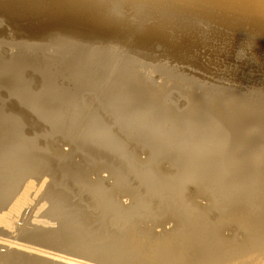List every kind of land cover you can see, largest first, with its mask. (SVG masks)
<instances>
[{
  "label": "rangeland",
  "instance_id": "374dc122",
  "mask_svg": "<svg viewBox=\"0 0 264 264\" xmlns=\"http://www.w3.org/2000/svg\"><path fill=\"white\" fill-rule=\"evenodd\" d=\"M187 1L0 0V264L264 256V11Z\"/></svg>",
  "mask_w": 264,
  "mask_h": 264
},
{
  "label": "bare ground",
  "instance_id": "6f19581e",
  "mask_svg": "<svg viewBox=\"0 0 264 264\" xmlns=\"http://www.w3.org/2000/svg\"><path fill=\"white\" fill-rule=\"evenodd\" d=\"M184 1H185V0H184ZM186 1H187V0H186ZM200 1H202V0H200ZM231 1H233V2L236 3V4L241 3V1H242V2H246L247 4L252 5L253 8H256V7H257V9L259 8L260 10H263V11H264V0H260V1H259V0H231ZM187 2H189V1H187ZM198 2H199V1H198ZM194 3H195V2H194ZM200 3H201V2H200ZM75 4H76V3H75ZM191 4H192V3H191ZM243 4H245V3H243ZM201 5H202V4H201ZM249 5H248V6H249ZM166 6H167V5H166ZM189 6H190V5H189ZM182 7H183V6H182ZM198 7H199V6H198ZM76 8H77V7H76ZM190 8H191V7H190ZM69 9H70V8H69ZM180 10H181V9H180ZM193 10H194V8H193ZM71 11H72V10H71ZM258 11H259V10H258ZM68 12H69V11H68ZM64 14H65V13H64ZM64 14H63V15H64ZM68 14H69V13H68ZM68 14H67V15H68ZM69 15H71V13H70ZM73 17H74V15H73ZM76 19H77V17H76ZM75 21H76V20H75ZM238 22H239V21H238ZM242 25H243V24H242ZM38 27H39V26H38ZM59 29H61V28H59ZM59 29H58V30H59ZM62 29H63V28H62ZM48 30H49V29H48ZM64 30L66 31V29H64ZM27 31H28V30H27ZM57 32H58V31H57ZM34 33H36V32H34ZM41 33H42V32H41ZM63 33H64V32H63ZM66 33H67V31H66ZM69 33H70V32H69ZM110 35H111V34H110ZM101 36H104V35H101ZM107 36H108V35H107ZM84 37H85V36H84ZM91 37H92V36H91ZM94 38H95V36H94ZM101 38H102V37H101ZM44 39H45V38H44ZM118 39H119V38H118ZM251 39H252V38H251ZM20 41H21V40H20ZM203 42H204V41H203ZM128 43H129V42H128ZM194 43H195V42H194ZM129 44H130V43H129ZM57 45H58V44H57ZM135 45H137V44L135 43ZM186 45H187V44H186ZM224 45H225V44H224ZM227 45H228V44H227ZM138 46H141V45H138ZM180 46H181V44H180ZM198 46H199V45H198ZM141 47H142V46H141ZM105 48H106V47H105ZM179 48H180V47H179ZM182 48H183V47H182ZM193 48H194V47H193ZM210 48H211V47H210ZM140 49H141V48H140ZM171 49H172V48H171ZM175 49H176V48H174L173 50H175ZM185 49H186V48H185ZM203 49H204V48H203ZM176 50H178V49H176ZM176 50H175V51H176ZM253 50H254V49H253ZM181 51H182V50H181ZM136 52H137V51H136ZM255 52H256V51H255ZM172 53H174V52L172 51ZM176 53H177V51H176ZM222 54H223V53H222ZM222 54H221V55H222ZM136 55H137V54H136ZM218 55H219V54H218ZM221 55H220V56H221ZM184 56H185V55H184ZM241 56H242V55H241ZM243 56H244V55H243ZM243 56H242V57H243ZM146 58H147V57H146ZM207 59H208V58H207ZM221 59H222V58H221ZM176 61H177V60H176ZM200 61H201V60H200ZM117 63H118V62H117ZM160 63H161V62H160ZM230 63H231V62H230ZM209 64H210V63H209ZM244 64H245V63H244ZM113 65H114V64H113ZM118 65H119V64H118ZM183 65H184V64H183ZM183 65H182V66H183ZM204 65H205V64H204ZM262 65H263V64H262ZM154 66H155V64H154ZM186 66H187V65H186ZM121 67H122V66H120V68H121ZM221 68H222V67H221ZM130 70H131V69H130ZM135 71H136V70H135ZM249 72H250V71H249ZM240 73H241V72H240ZM245 74H246V73H245ZM242 75H243V74H242ZM218 76H219V75H218ZM223 77H224V76H223ZM231 77H232V76H231ZM149 80H150V79H149ZM165 81H166V80H165ZM187 81H188V80H187ZM253 84H254V83H253ZM211 87H212V86H211ZM237 87H238V86H237ZM5 101H6V100H5ZM168 103H169V102H168ZM173 103H174V102H173ZM167 105H168V104H167ZM175 108H176V107H175ZM173 110H174V109H173ZM166 114H167V113H166ZM173 114H174V113H173ZM175 114H177V113H175ZM167 115H168V114H167ZM171 115H172V114H171ZM175 116H176V115H175ZM255 120H256V119H255ZM261 120H262V119H261ZM249 121H250V120H249ZM258 121L260 122V120H258ZM258 121H257V122H258ZM247 122H248V121H246L245 123H247ZM245 123H244V124H245ZM255 123H256V122L254 121L253 124H255ZM247 124H249V123H247ZM250 124H251V122H250ZM256 125H257V123H256ZM256 125H254V126H256ZM259 125H260V124H259ZM250 126H251V125H250ZM250 126H249V127H250ZM260 126H262V125H260ZM244 127H245V126H243V129H244ZM247 127H248V125H247ZM252 127H253V125H252ZM236 129H237V128H236ZM253 129H254V128H252V130H253ZM260 129H263V127L260 128ZM86 130H88V129H86ZM238 130H239V128H238ZM238 130H236L237 132H235V134H236V133H239ZM245 130H246V132H247V130H248V133H249V131H250L249 128H248V129L245 128ZM254 130H255V129H254ZM257 130H259V129H257ZM243 131H244V130H243ZM67 132H68V131H67ZM73 132H74V131H73ZM256 132H257V131H256ZM258 132L261 133L262 131L259 130ZM258 132H257V134H258ZM248 133H247V134H248ZM74 134H75V133H74ZM261 134H264V131H263ZM70 135H71V134H69V136H70ZM78 135H79V134H78ZM90 135H91V134H90ZM96 135H97V134H96ZM239 135H240V134H239ZM239 135L237 134L236 136H239ZM244 135H245V134H243L242 136H244ZM254 135H256V134H254ZM72 136H73V134H72ZM97 136H98V135H97ZM262 136H264V135H259L258 137H254V138H250V139H248L249 137H251V136H249L248 138H245V139H246V140L248 139V142H247V143L250 144L251 146H253V145H258L259 140H260V138H261ZM61 137H62V136H61ZM91 137H92V136H91ZM239 137H240V136H239ZM100 138H101V137H100ZM243 138H244V137H243ZM243 138H242V139H243ZM70 139H71V138H70ZM95 139H96V138H95ZM97 139H98V137H97ZM80 140H83V139H80ZM102 140H103V139H102ZM108 140H109V139H108ZM74 141H75V140H74ZM87 141H88V140H87ZM87 141H86V142H87ZM96 142H97V141H96ZM99 142H100V141H99ZM107 142H108V141H107ZM109 142H112V141H109ZM100 143H101V142H100ZM76 144H77V143H76ZM98 144H99V143H98ZM101 144H102V143H101ZM111 144H112V143H111ZM78 145H79V144H78ZM84 145H85V144H84ZM86 146H87V145H86ZM97 146H98V145H97ZM108 146H109V145H108ZM56 147H57V146H56ZM93 147H94V146H93ZM115 147H116V146H115ZM98 148H99V147H98ZM106 148H107V147H106ZM106 148H105V149H106ZM110 148H111V147H110ZM79 149H80V148H79ZM94 149H95V148H94ZM107 149H108V148H107ZM120 149H121V148H120ZM77 150H78V149H77ZM103 150H104V149H103ZM118 150H119V149H118ZM86 151H88V150H86ZM107 151H109V150H107ZM121 151H122V150H121ZM55 152H56V151H55ZM57 152H58V151H57ZM110 152H111V151H110ZM118 152H119V151H118ZM118 152H117V153H118ZM88 153H89V152H88ZM98 153H99V152H98ZM53 154H54V153H53ZM56 154H57V153H56ZM58 154H60V153H58ZM112 155H113V154H112ZM120 155L123 156L124 153H123V154H120ZM51 156H52V155H51ZM258 156H259V155H258ZM65 157H66V156H65ZM86 157H87V156H86ZM99 157H100V156H99ZM261 157H262V156H261ZM261 157H260V158H261ZM100 158H101V157H100ZM114 158H115V157H114ZM118 158H119V157H118ZM118 158H117V159H118ZM123 158H124V157H123ZM123 158H122V159H123ZM257 158H258V157H257ZM37 159H38V158H37ZM39 159L41 160L42 158L39 157ZM58 159H60V158H58ZM62 159H63V158H62ZM111 159H112V158H111ZM75 160H76V158H75ZM83 160H84V159H83ZM89 160H91V159H89ZM106 160H107V159H106ZM114 160H115V159H114ZM42 161H43V160H42ZM47 161H48V160H47ZM51 161H52V160H51ZM60 161H61V160H60ZM94 161H95V160H94ZM96 161H97V160H96ZM99 161H100V160H99ZM120 161H121V160H120ZM125 161H126V160H125ZM38 162H39V161H38ZM38 162H37V163H38ZM55 162H57V161H55ZM72 162H73V161H72ZM72 162H71V163H72ZM97 162H98V161H97ZM97 162H96V163H97ZM102 162H103V161H102ZM118 162H119V161H118ZM122 162H123V161H122ZM122 162H121V163H122ZM128 162H130V161H128ZM42 163H44V162H42ZM92 163H93V162H92ZM124 163H125V162H124ZM35 164H36V163H35ZM45 164H46V163H45ZM45 164H44V165H45ZM64 164H65V163H64ZM98 164H99V162H98ZM111 164H113V162H112ZM37 165H38V164H37ZM40 165H42L41 162H40ZM48 165H49V164H48ZM94 165H95V164H94ZM107 165H108V164H107ZM119 165H120V164H119ZM119 165H115V167H116V166H119ZM126 165H127V164H126ZM38 166H39V165H38ZM49 166H50V165H49ZM49 166H47V167H49ZM108 166H109V165H108ZM122 166H123V165H122ZM42 167H43V166H42ZM61 167H62V166H61ZM105 167H106V166H105ZM115 167H114V168H115ZM49 168H50V167H49ZM52 168H53V167H52ZM103 168H104V167H103ZM124 168H125V167H124ZM130 168L132 169L133 167H130ZM53 169H55V168H53ZM56 169H58V168H56ZM66 169H67V168H66ZM126 169H127V168H126ZM68 170H69V169H68ZM70 170H71V169H70ZM117 170H118V167H117ZM43 171H44V170H43ZM72 171H73V170H72ZM79 171H80V170H79ZM128 171H129V170H128ZM128 171H127V172H128ZM50 172H51V171H50ZM47 173H48V172H47ZM68 173H69V172H68ZM74 173H75V172H74ZM121 173H122V172H121ZM58 174H60V173H58ZM72 174H73V173H72ZM75 174H76V173H75ZM79 174H80V173H79ZM85 174H86V173H85ZM114 174H115V173H114ZM64 175H65V174H64ZM53 176H54V175H53ZM61 176H62V175H61ZM78 176H79V175H78ZM84 176H85V175H84ZM65 177H66V176H65ZM72 177H74V176H72ZM75 177H77V176H75ZM88 177H90V176H88ZM111 177L113 178V176H111ZM136 177H137V176H136ZM136 177H134V178H136ZM59 178H60V177H59ZM63 178H64V177H63ZM70 178H71V177H70ZM86 178H87V177H86ZM121 178H123V177H121ZM121 178H120V179H121ZM124 178H126V177H124ZM55 179H56V178H55ZM64 179H65V178H64ZM118 179H119V178H118ZM126 179H127V178H126ZM67 180H68V179H67ZM89 180H90V179H89ZM123 180H124V179H123ZM131 180H132V179H131ZM57 181H58V180H57ZM72 181H73V180H72ZM79 181H81V179H80ZM86 181H87V180H86ZM124 181H125V180H124ZM132 181H134V180H132ZM135 181H136V180H135ZM60 182H61V181H60ZM62 182H63V181H62ZM69 182H70V181H69ZM84 182H85V181H84ZM90 182H91V181H90ZM128 182H129V181H128ZM58 183H59V182H58ZM81 183H82V182H81ZM115 183H116V181H115ZM126 183H127V181H126ZM132 183H133V182H132ZM60 184H62V183H60ZM65 184H66V183H65ZM78 184H79V182H78ZM85 184H86V183H85ZM92 184H93V183H92ZM135 184H138V183H135ZM62 185H63V184H62ZM73 185H74V184H73ZM81 185H82V184H81ZM96 185H97V184H96ZM119 185H120V183H119ZM129 185H130V184H129ZM30 186H31V185H30ZM30 186H28V187H30ZM33 186H34V188H35V185H32V187H33ZM84 186H85V185H84ZM122 186H125V185H122ZM122 186H121V187H122ZM131 186H132V185H131ZM137 186H138V185H137ZM137 186H136V187H137ZM62 187H63V186H62ZM73 187H77V186H73ZM73 187H71V188H73ZM92 187H93V186H92ZM109 187H110V186H109ZM30 188H31V187H30ZM30 188H29L28 190H30ZM86 188H87V187H86ZM106 188H107V187H106ZM113 188H114V187H113ZM116 188H117V187H116ZM122 188H123V187H122ZM66 189H67V188H66ZM77 189H78V187H77ZM89 189H90V187H89ZM108 189H109V188H108ZM120 189H121V188H120ZM32 190H33V189H32ZM85 190H86V189H85ZM118 190H119V189H118ZM86 191H88V189H87ZM25 192L28 193L27 190H26ZM25 192H24V193H25ZM29 194H30V191H29V193L26 194V195L29 196ZM23 195L25 196V199H26V200H27L28 198L30 199V197L26 198L27 196H26L25 194H22V196H23ZM22 196H21V198H22V200H24ZM19 199H20V198H19ZM22 200H20L19 204L22 203ZM26 200H25V202H26ZM28 201H29V200H27V203H30V202H28ZM89 201H90V200H89ZM25 202H24V204H26ZM16 204H18L17 201L14 203L13 206H16ZM19 204H18V205H19ZM18 205H17V206H18ZM20 205H21V204H20ZM20 205H19V206H20ZM13 206H12L11 208H13ZM17 206H16V208L19 207V206H18V207H17ZM26 206H27V204H26ZM24 207H25V206H23V208H24ZM14 208H15V207H14ZM20 208L22 209V207H20ZM6 213H7V212H6ZM11 213H12V212H11ZM13 213H14V212H13ZM229 213H231V212H229ZM258 213H259V212H258ZM263 213H264V211H263ZM231 214H232V213H231ZM259 214H260V213H259ZM261 214H262V213H261ZM8 215H9V214L4 215V216H1L0 221H1V222H4V223H8V222L10 221V220L7 219ZM232 215H233V214H232ZM9 216H10V215H9ZM12 216H13V215H12ZM228 216H229V215H228ZM239 216H240V215H239ZM245 216H246V215H245ZM250 216H251V215H250ZM252 216H253V215H252ZM259 216H260V215H259ZM200 217H201V216H200ZM230 217L232 218V216H230ZM242 217H243V216H242ZM242 217H241V218H242ZM256 217H257V216H256ZM262 217H263V216H262ZM262 217H261V218H262ZM8 218L12 220L11 217H8ZM177 218H178V217H177ZM177 218L175 217L174 219H177ZM179 218H180V217H179ZM237 218H239L238 215H237ZM243 218H245V217H243ZM248 218H249V217H248ZM174 219H173V221H174ZM233 219H234V218H233ZM258 219H259V218H258ZM14 220H15V219H14ZM14 220H13V221H14ZM245 220H246V219H245ZM259 220H260V219H259ZM13 221H10L9 223L11 224ZM171 221H172V220H171ZM171 221H170V222H171ZM175 221H176V220H175ZM177 221H178V220H177ZM177 221H176V222H177ZM234 221H235V220H234ZM242 221H243V219H242ZM176 222H172L174 226H173L172 223H171V227H172V226L174 227L173 229H176V227H175ZM224 222H226V221H224ZM224 222L221 221L220 223L223 224ZM231 222H232V221H231ZM248 222H249V220H248ZM252 222H253V220H252ZM13 223L16 224L17 222L14 221ZM13 223H12V225H13ZM179 223H181V221H179ZM220 223H219V224H220ZM238 223H239V222H238ZM249 223H250V222H249ZM226 224L228 225V222H227ZM234 224H235V223H234ZM234 224L231 223L230 226H232V225L235 226ZM247 224H248V223H247ZM250 224H251V223H250ZM253 224H254V222H253ZM12 225H11V226H12ZM179 225H180V224H179ZM179 225H177V227H178ZM183 225H185V223H184ZM220 225H221V224H220ZM224 225H225V224H224ZM224 225H223V226L221 225V226L224 227ZM227 225H225V226H227ZM236 225H237V224H236ZM242 225H243V224H242ZM242 225H241V226H242ZM244 225H245V224H244ZM244 225H243V226H244ZM248 225H249V224H248ZM8 226H9V224H8ZM13 226H16V225H13ZM221 226H216V227L218 228V227H221ZM230 226H229V229H233V227H230ZM9 227H10V226H9ZM9 227H7V228H9ZM222 227H221V229H222ZM245 227H246V225H245ZM257 227H258V226H257ZM261 227H262V226H261ZM261 227H260V228H261ZM182 228H183V227H182ZM192 228H193V227H192ZM192 228H190V230H192ZM217 228H214V229H216V232L218 231V233H219L220 228H218V230H217ZM253 228H254V227H253ZM258 228H259V227H258ZM135 229H136V227H135ZM185 229H186V228H183V229H181V231H182V230L184 231ZM223 229H224V233H223V230H222V233H223V234H226L227 232L225 233V231H226L228 228L226 229V227H224ZM225 229H226V230H225ZM229 229H228V230H229ZM235 229H236V227H235ZM238 229H239V227H238ZM242 229H243V227H242ZM248 229H249V228H248ZM255 229H256V228H255ZM14 230H15V229H14ZM137 230H138V229H137ZM150 230H152V228H150ZM161 230H162V229H161ZM161 230H160V231H161ZM163 230H164V229H163ZM251 230H252V229H251ZM257 230H258V229H256V231H253V232H252V235H251V236H252V238H251V242H250V244H248V246H250V245L253 243V239H254L255 236L258 237V239L260 240V242H263V243H264V237H263L264 235H263V236H260V233H259V234L256 233ZM10 231H11V230H10ZM130 231H131V229H130ZM135 231H136V230H135ZM135 231H134V232H135ZM144 231H145V230H144ZM160 231L156 232V234L159 235V236H160V233H159ZM167 231L169 232V230H167ZM167 231L165 230L166 234L168 233ZM170 231L173 232L172 228H171ZM185 231H188V230H185ZM194 231H195V230L193 229V233H192V235L194 234V235L197 237V231H195V232H194ZM134 232H133V235H134ZM137 232H139V233H138V236L140 237L139 234H140L141 232H140V231H137ZM145 232L148 233V231H145ZM145 232H143V233H145ZM150 232L153 233V231H149V233H150ZM165 232H163V234H164ZM175 232L177 233L178 231H175ZM179 232H180V231H179ZM190 232H191V231H190ZM208 232H210V231L208 230ZM214 232H215V231H214ZM214 232H213V233H214ZM246 232H248V230H247ZM258 232H259V231H258ZM131 233H132V232H131ZM135 233H136V232H135ZM143 233H142V235H143ZM158 233H159V234H158ZM180 233H181V232H180ZM218 233H217V236L215 235V237H221V236H218V235H219ZM244 233H245V232H244ZM249 233H250V232H249ZM125 234H126V233H125ZM153 234H154V233H153ZM156 234L153 236V239H154V240H155V239L157 240V238H158V236H157ZM163 234H162V235H163ZM173 234H175V233H173ZM178 234H179V233H178ZM184 234H185V232H184ZM214 234H215V233H214ZM247 234H248V233H247ZM250 234H251V233H250ZM94 235H95V234H94ZM96 235H97V233H96ZM96 235H95V236H96ZM149 235H150V234H146L145 236H147V238H148V237H149V238L151 237L150 239L152 240V236H149ZM167 235H168V234H167ZM167 235H166V236H167ZM169 235H170V233H169ZM171 235H172V233H171ZM185 235H186V234H185ZM194 235H193V236H194ZM220 235H221V232H220ZM131 236H132V235H131ZM138 236H137V237H138ZM164 236H165V235H164ZM173 236H174V235H173ZM176 236H177V235H176ZM179 236H180V235H179ZM182 236H183V235L181 234L180 237H181L182 239L186 240V239H185L184 237H182ZM189 236H191V235L189 234ZM208 236H209V235H207V237H208ZM246 236H247V235H246V233H245V237H246ZM97 237H98V236H97ZM99 237H102V236H99ZM125 237H126V236H125ZM134 237H136V236H134ZM142 237H143V236H142ZM142 237H141V238H142ZM154 237H155V238H154ZM156 237H157V238H156ZM161 237H162V236H161ZM170 237H171V236H170ZM170 237H169V238H170ZM177 237H178V236H177ZM177 237H176V238H177ZM205 237H206V236H205ZM205 237L203 236V238H205ZM222 237H223V236H222ZM247 237H248V236H247ZM247 237H246V238H247ZM91 238H92V237H91ZM122 238H123V237H122ZM147 238L145 237V239H147ZM164 238L166 239V237H164ZM167 238H168V237H167ZM174 238H175V236H174ZM176 238H175V239H176ZM186 238H187V237H186ZM193 238H195V237H193ZM246 238H245V239H246ZM108 239H110V238H108ZM127 239H128V238H127ZM131 239H132V238H131ZM171 239H172V238H171ZM171 239H169V240H170L169 242H171ZM175 239H174V240H175ZM177 239H179V238H177ZM225 239H226V240L229 239V238H227V235H226V238L223 239V241H225ZM249 239H250V238H249ZM91 240H92V239H91ZM95 240H96V239H95ZM105 240H106V239H105ZM135 240H136V239H135ZM135 240L132 239V241H135ZM143 240H144V239H143ZM151 240H150V241H151ZM156 240H155V241H156ZM184 240H182V243H183ZM193 240H194V239H193ZM205 240H206V238H205ZM205 240H204V241H205ZM215 240H216V239H215ZM218 240H219V239H218ZM229 240H230V239H229ZM101 241H103V240H101ZM107 241H108V240H107ZM123 241H124V239H123ZM137 241H138V240H137ZM145 241H147V240H145ZM148 241H149V239H148ZM163 241H164V240H163ZM165 241H167V239H166ZM190 241H191V240H190ZM201 241H202V239H201ZM231 241H232V240H231ZM247 241H248V240H247ZM249 241H250V240H249ZM249 241H248V242H249ZM108 242H109V241H108ZM141 242H143V241H141ZM172 242L174 243L173 239H172ZM172 242H171V243H172ZM177 242H178V241H177ZM177 242H176V243H177ZM179 242H180V241H179ZM186 242H188V241H186ZM192 242H196V241H192ZM211 242H214V241L211 240ZM216 242H217V241H216ZM219 242H220V241H219ZM241 242H242V241H241ZM241 242H239V244L242 246L243 243L241 244ZM91 243H93V242H91ZM96 243H97V242H96ZM103 243H104V241H103ZM109 243H111V242H109ZM121 243L123 244V242H121ZM126 243H127V242H126ZM147 243H148V242H147ZM149 243H150V242H149ZM163 243H164V242H163ZM166 243H167V242H166ZM166 243H165V245H166ZM176 243H175V244H176ZM182 243H180V244H182ZM190 243H191V242H190ZM204 243H207V242L205 241ZM208 243H209V242H208ZM224 243H225V242H224ZM226 243H227V241H226ZM244 243L246 244V242H244ZM93 244H94V243H93ZM98 244H99V243H98ZM101 244H102V243H101ZM104 244H105V243H104ZM128 244H130V243H128ZM133 244H134V243H133ZM139 244H140V243H139ZM139 244H138V245H139ZM151 244H152V243H151ZM155 244H156V243L154 242V244H152V245H155ZM158 244H159V246H160V243H158ZM168 244H169V243H168ZM177 244H178V243H177ZM187 244H188V243H187ZM194 244H195V243H194ZM194 244H193V245H194ZM218 244H219V243H218ZM222 244H223V243H222ZM222 244H220V245H222ZM232 244H234V243H231V245H232ZM95 245H96V244H95ZM134 245H136V244H134ZM134 245H133V246H134ZM143 245H144V244H143ZM143 245H142V246H143ZM171 245H172V247H171V249H172L173 246H174V244H171ZM178 245H179V244H178ZM183 245H185V243H183ZM220 245H219V246H220ZM226 245H227V244H226ZM226 245H225V246H226ZM231 245H230V246H231ZM240 245H239V246H240ZM100 246H101V245H100ZM105 246H106V245H105ZM125 246H126V245H125ZM133 246H132V248H133ZM156 246H158V245H156ZM159 246H158V247H159ZM169 246H170V245H169ZM187 246H188V245H187ZM190 246H191V245H190ZM190 246H189V247H190ZM194 246H195V245H194ZM223 246H224V245H222L221 247H223ZM233 246H234V245H233ZM233 246H232V247H233ZM244 246H245V245H244ZM248 246H246V247H248ZM98 247H99V246H98ZM140 247H141V246H140ZM144 247H145V246H144ZM175 247H176V245H175ZM236 247H237V246H235V248L232 249V251H230L228 254H225L226 256H223L224 254H223L222 256H220V257L218 256L221 260H223V264H233V263L230 262V260L232 259L233 256H235V255L237 254V252H238L239 250H241V249H238V248H236ZM246 247H244V248H246ZM89 248H90V246H89ZM104 248H105V247H104ZM150 248L152 249V248H154V246H153V247L150 246ZM159 248H160V247H159ZM179 248H181V247H179ZM185 248H186V247H185ZM185 248H184V249H185ZM191 248H192V247H191ZM219 248H220V247H219ZM239 248H242V247H239ZM244 248H242V249H244ZM90 249H91V248H90ZM135 249H136V248H135ZM137 249H139V248H137ZM142 249H143V247H142ZM156 249H157V248H156ZM160 249H161V248H160ZM169 249H170V248H169ZM187 249H188V247H187ZM189 249H190V248H189ZM192 249H193V248H192ZM196 249H198V248H196ZM228 249H229V247H228ZM87 250H88V249H87ZM96 250H97V249H96ZM122 250H123V249H122ZM129 250H130V249H129ZM154 250H155V248H154ZM194 250H195V249H194ZM194 250H193V252H194ZM229 250H230V249H229ZM101 251H103V250L101 249ZM120 251H121V250H120ZM146 251H147V249H146ZM166 251H167V250H166ZM166 251H165V252H166ZM183 251H184V250H183ZM197 251H198V250H197ZM197 251H196V252H197ZM220 251H221V250H220ZM90 252H91V251H90ZM121 252H122V251H121ZM136 252H137V251H136ZM143 252H144V251H143ZM143 252L140 251L141 254H142ZM154 252H155V251H154ZM159 252H160V251H159ZM162 252H163V251H162ZM168 252H169V253H173L172 251H169V250H168ZM185 252L188 253L187 251H185ZM193 252H192V254H193ZM199 252H200V251H199ZM226 252H228V250H227ZM102 253H103V252H102ZM124 253H125V252H124ZM130 253H131V252H130ZM147 253H149V252L147 251ZM147 253H146V254H147ZM178 253H179V252H178ZM183 253H184V252H183ZM183 253H182V254H183ZM94 254H96V255L99 257V254H97V252L94 253ZM94 254H92V255H94ZM133 254H134V253H133ZM182 254H181V255H182ZM102 255H103V254H102ZM150 255H151V250H150ZM154 255H155V253H154ZM162 255H163V253H162ZM166 255L169 256L168 254H164V257H163V258H165ZM176 255H177V253H176ZM181 255H180V256H181ZM187 255H188V254H187ZM218 255H219V254H218ZM120 256H122V255H120ZM125 256H126V255H125ZM133 256H134V255H133ZM138 256H140V255H138ZM151 256H152V255H151ZM156 256H158V255H156ZM177 256H178V255H177ZM177 256H176V257L173 256L172 258L169 257L170 262L174 264V263H177V262H178V259H179V262L183 263L182 260L184 259V257H181V258H183V259H181V258H179V257L177 258ZM189 256H190V255H189ZM189 256H187V257L189 258ZM192 256H193V255H192ZM195 256H196V255H195ZM129 257H130V256H129ZM129 257H128V258H129ZM131 257H132V256H131ZM152 257H154V256H152ZM185 257H186V254H185ZM200 257H201V255H200ZM225 257H229V258H225ZM135 258H136V257H135ZM140 258H141V257H140ZM148 258H150V257L148 256ZM158 258H160V256H159ZM166 258H167V257H166ZM166 258H165V260H158V259H156V260H151V261H148V260H149V259H148V260H147V261H148L147 264H163V263H167ZM196 258H197V257H196ZM122 259L124 260L125 257L122 258ZM138 259H139V258H138ZM191 259H192V258H191ZM191 259H189V260H191ZM128 260H129V259H128ZM167 260H168V259H167ZM184 260H185V259H184ZM199 260H202V258H200ZM131 261H133V260H131ZM138 261H140V260H138ZM227 261H228L229 263H226ZM8 262H9V261H8ZM134 262H135V261H134ZM179 262H178V263H179ZM197 262H198V261H197ZM24 263H25V261H24ZM124 263H125V262H124ZM178 263H177V264H178ZM188 263H189V262H188ZM198 263H199V262H198ZM7 264H8V263H7ZM28 264H29V262H28ZM122 264H123V263H122ZM138 264H139V263H138ZM143 264H146V263L143 262ZM167 264H168V263H167ZM169 264H170V263H169ZM183 264H184V263H183ZM203 264H207V263H205V262L203 261ZM237 264H242V262H239V263H237ZM246 264H264V256L255 255V256L253 257V259L251 260V262H248V263H246Z\"/></svg>",
  "mask_w": 264,
  "mask_h": 264
}]
</instances>
